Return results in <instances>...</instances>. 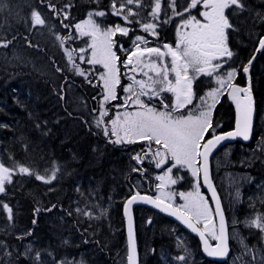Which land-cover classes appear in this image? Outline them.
<instances>
[{
	"label": "trees",
	"instance_id": "trees-1",
	"mask_svg": "<svg viewBox=\"0 0 264 264\" xmlns=\"http://www.w3.org/2000/svg\"><path fill=\"white\" fill-rule=\"evenodd\" d=\"M186 1L176 0V4L182 8ZM168 2L169 0L164 1L162 13L158 16L159 19L162 17L161 19L164 18L168 22L159 28L157 36L145 32L142 27L143 24L149 23L147 12L149 9L152 11V0H142L143 5L148 8L138 9L136 15L130 16L131 21L126 24V28L129 29L127 35L118 33L114 35L113 51L119 58L117 62L120 70L121 61L125 60L128 52H122V48L130 50L132 38L142 35L143 38L165 42L175 33V24L179 18L174 16L175 19L169 20ZM112 4L113 0H0V161L12 168L21 164L26 165L29 171L34 173L12 175L11 182L5 185V192L0 193V203H7L11 209V219L9 213L0 214V246L4 248L5 243L9 244L5 248L9 253H13L19 264H33L22 255L21 248L26 241L36 243L41 253L53 256L55 260L80 257L85 264H114L115 250H121L123 244L125 245L122 216L124 200L134 191L153 194L154 172L157 171L158 158L153 157L154 152H150L146 157L144 154L147 153L148 147L155 145L149 146L148 143L145 145V141L139 140L120 148L126 151V155L130 156L133 162L132 166L137 169L131 172L130 177L139 180L135 174L139 173L143 180V190H138L130 182L131 189L127 192L120 179L123 172L122 164H118L115 158L111 160V157L110 162H107L108 158L102 154L103 148H98V143L101 142L112 146L107 142L112 136L108 133L105 137L90 118V114L98 113L102 97L100 82L96 79L92 83L93 77L83 78L67 68L65 49L71 52L72 65H78L83 69L89 68L84 61L79 64L75 62L78 52L77 41L73 36L75 24L88 12L103 11L105 15L97 17L102 25H125L122 18L113 15ZM35 6L42 7L45 11ZM51 6H54V9ZM33 11L40 14L45 21L43 25L33 24ZM258 15L253 17L254 19L252 18L243 30L246 34L249 31H255L256 34L249 35V39L243 38L242 35L243 43L239 39L238 43L231 45L233 56L228 60L227 67L237 69L238 74L250 60L259 39L264 35V12L260 11ZM11 16H15L18 22H13ZM50 17L56 22L52 29ZM41 28L43 33L35 32V29ZM57 37L63 43L61 49L53 43L55 41L53 38ZM44 38L49 40L52 49ZM5 43L7 47L3 46ZM16 44H23L25 47L28 59L24 62L18 59L9 62L3 53V50L8 51L10 46ZM30 57L34 60V67H31L28 61ZM226 73L225 69L222 75ZM239 77L245 80V76ZM239 77L236 82H239ZM250 79L257 112L253 140L262 138L264 142V51L251 66ZM12 88H21L23 93H31L34 100L25 102L23 95L18 94V102L12 107L9 105L8 112H4L1 108L2 101L5 102L8 97L11 99L8 92ZM119 94L120 89L117 91V99L106 104L107 125L114 112V103L120 101ZM164 100H171V95L164 94ZM73 105L83 106L86 113L74 112ZM224 106V103H219L212 115L213 134L232 128V125H228V121L232 119ZM46 115L49 118L44 117ZM219 123L223 125L218 126ZM30 135L35 138L34 142ZM9 136L11 138H8ZM107 149L111 150V147ZM107 149L104 152H107ZM137 155L144 158L137 162L133 159ZM233 160L237 162V159ZM52 164L57 166L55 178L48 183L40 182L36 176L41 175L43 170ZM246 171L251 174L252 180L264 179V167H256L255 160L251 164H246ZM176 173L182 172L178 170ZM88 179L92 181L95 199L100 202V208L109 203L111 206L100 217L81 221L75 212L74 204L78 196L76 190L80 180ZM248 186L250 188L252 184L249 183ZM142 211L149 210H138L135 215L139 255L141 256L145 250L148 251V254L144 253L143 258L140 257L143 259L141 264H162L159 254L166 249L172 251L174 242L168 238L165 230H159L155 237L142 240L139 233ZM159 221L174 226L162 216L155 219L156 224ZM188 240L194 246L196 257L194 264L217 263L204 259L197 239L189 237Z\"/></svg>",
	"mask_w": 264,
	"mask_h": 264
},
{
	"label": "snow or ice",
	"instance_id": "snow-or-ice-1",
	"mask_svg": "<svg viewBox=\"0 0 264 264\" xmlns=\"http://www.w3.org/2000/svg\"><path fill=\"white\" fill-rule=\"evenodd\" d=\"M117 3L120 4V8L116 9ZM135 3L139 7H144L142 0H113L112 7L114 14L117 16L123 15L126 11L128 14L123 15L125 21L129 20V16L136 15L128 5ZM202 3L204 11L200 12V16L204 18V22L198 20L195 16H189L188 19L182 20V25L177 29V43L176 47L165 44L163 48L166 51H161L157 48H142L139 42L147 43L143 37L137 36L133 41L135 50H126L130 52L129 59L125 61L126 65H132V70L139 69L147 80H136L132 77L133 84L125 87V92L131 93V96L126 99H130L134 104L140 106L142 110L136 112H126L122 116L117 114L115 119L109 121L111 124V135L116 136V143H121L123 140L127 142H134V138L145 141L149 146L154 142L159 147L153 153L154 158H158L156 167L159 168L165 163V158L170 157L175 161V165L181 167H187L191 174L195 177L202 170L205 183L209 189L212 190L213 198H216L215 190L212 189V184L209 180L208 174V155L214 148L217 147L222 141L230 137L242 136L244 140L249 139V132L252 125V97L248 88H240L234 85L231 86V91L228 95L236 102L237 120L236 129L233 132L224 133L222 135H215L214 127L211 122V108L215 107L217 97L221 92L231 85L232 80L236 75L235 69L228 71L223 76H217V83L220 87L213 88L209 91L205 97H201L204 110L199 111V115L193 114L189 111L187 116L180 115L174 116L173 112L177 109L184 108L186 105L192 103V82L195 78L189 75V72L195 73L196 76L207 75L212 76L216 74L218 70H222L223 65L219 62L222 58H231L233 52L228 47L227 30L231 29L233 25L229 22L226 16V10L231 9L233 6L243 10V5L240 0H190V3L183 9V13H190V11L196 8ZM173 10V16L183 17V13L176 11V0H170L169 5ZM54 9V6H51ZM162 11L161 0H155L152 11L149 13L153 19H157ZM91 17V13L89 14ZM96 16H104L103 11L96 12ZM172 17H169V20ZM32 22L34 25H43L45 21L41 18L37 11L32 12ZM167 23L168 21H164ZM86 24L91 26L90 32H81V35H91L93 37V43L90 45L92 49V58L88 60L90 64H101L105 69V72L101 74L100 79L103 81L104 93L103 99L100 103V118L96 123L99 127L104 123L103 117L108 113L104 110L105 104L110 100L117 99L116 86L120 83L117 75L116 61L119 59L116 53L112 51L111 37L120 32L123 35H127L129 29L116 25L114 28H108L106 30L100 29L91 18L85 21ZM145 32H149L156 35L157 25L155 23H147L142 25ZM190 28L191 31L182 32L180 29ZM76 28L81 29V25L77 24ZM97 34L102 36L103 39L97 42ZM59 38V37H58ZM10 43V42H8ZM258 51H264V38L259 41ZM7 47V43L3 45ZM84 52V49H80ZM145 55L151 57L156 56L157 60L150 61L147 64L143 63ZM166 57H171V67L169 68L164 62ZM71 60V55H69ZM80 59H84L83 56ZM216 61V63H213ZM164 65L163 67L161 65ZM251 64V61H249ZM77 74L83 75L78 65H73ZM148 68L155 76L161 77V79H154L150 75L149 71H144ZM59 70V69H58ZM244 72H248V67H244ZM170 73L175 74V83L169 79ZM157 85H164L157 90ZM134 86L139 87V91H133ZM146 89L151 90V96H158L160 92H171L175 96V100L172 104V111H157L153 107L146 106L140 99L141 96L149 95ZM242 94V95H241ZM208 99H211L212 103L208 104ZM168 106L165 105V109ZM212 134L211 139H207L206 143L201 145V141L205 140V134ZM105 134H108V129L105 127ZM203 147V151L200 148ZM163 149V151H161ZM151 151V148H149ZM147 156V153L144 154ZM203 158L204 163L198 164L199 158ZM144 157L140 155L134 156L137 162ZM174 165V166H175ZM136 171L137 169H133ZM20 173H26L33 175L26 167L19 168ZM172 171L168 169V173ZM165 173L164 176H158L157 179L161 181L158 185V189L162 188L164 182L175 184L176 180ZM38 180H42L45 183L50 182L55 176L48 177L37 175ZM11 182V172L2 163H0V193L5 192L6 183ZM239 195V193L237 194ZM185 203L180 206V210H173L172 215L177 216L182 220L193 232H198L204 245V252L210 257H225L229 254L228 236L225 230V220L223 212L220 208V202L216 199L215 216L219 217V230L212 217V211L209 208L204 197L200 195L197 190L195 193H180ZM137 199L143 200L148 203H154L156 207H161L162 203L159 198L153 200L149 196H139V193L134 195L125 205L126 213L127 209ZM3 207L9 212V219H11V209L7 204ZM165 211H168L167 207H164ZM192 220L196 221V224L192 223ZM203 223L204 230L200 231L197 227L198 224ZM249 227H254L261 232H264V214H258L253 219L247 221ZM129 240H128V264H135L136 262V249L133 240L131 218H129ZM206 236H210L215 242L210 244ZM243 243V241H242ZM180 261H184L185 257L180 256L177 258Z\"/></svg>",
	"mask_w": 264,
	"mask_h": 264
},
{
	"label": "rangeland",
	"instance_id": "rangeland-1",
	"mask_svg": "<svg viewBox=\"0 0 264 264\" xmlns=\"http://www.w3.org/2000/svg\"><path fill=\"white\" fill-rule=\"evenodd\" d=\"M165 0H161V7L163 6ZM248 1V2H247ZM240 0L241 4L243 5V10H241L240 8H236V12H235V17L233 18V20H236V26H234V31L237 34V40L242 38H247L249 39V35L252 34H256L255 31H249V33L246 34V32L244 33V27L247 25L248 22H250V20L253 17H256L260 11L264 12V0ZM154 2L155 0H152V4L154 6ZM169 5H170V0H169ZM190 3V0H187L186 3L182 6V8L180 6H178L176 4V11L177 12H181L183 13V9L186 8L188 6V4ZM37 9L41 10V11H45L42 7H38L35 6ZM128 7H130L133 11V13H137L138 9L141 10H145L146 8H148L146 5H144V7H139L137 6L135 3H133L132 5H128ZM120 8V4L117 3L116 5V9ZM64 15H66V12L62 9ZM113 11V15L117 16L114 14V9L112 8ZM96 12H100V11H90L86 14V16L81 19L80 21H78L75 24V34H73L75 40L77 41V45H76V51L78 52L77 55V59L75 60L76 63H80V62H85V64L87 66H89L88 69H83V67H80V70L84 73L83 75H81L83 78H90L93 77L94 79L91 80V82L93 83L94 80H99L100 82V86L102 87V97L100 98L99 101V107H98V113L97 114H90V118L92 120V122H94V126H96L97 128H99L101 130V132L104 134L105 137H107V135L105 134V127H107L108 129V133H110L111 135V124L108 122V125L105 124V117H103L104 123H102L99 127L97 126V119L100 118V103L103 99V93H104V86H103V81L100 79V76L102 73L105 72V69L103 68V66L101 64H90L88 63V60H90L92 58V49L90 47V45L93 43V37L91 35H81V32H90L91 31V26L86 24L85 21L89 20L90 18L92 20H94L96 22L97 25H99L100 29L102 30H106L108 28H114L115 25L111 26L109 25H102L98 22L97 17L95 13ZM170 16L168 17H172V19L174 18L173 16V10L170 7ZM92 14L91 17L89 14ZM147 13H150V9ZM162 13V11L160 12V14ZM128 13L125 11L123 13V15H127ZM123 15L121 16H117L122 18L123 24L125 25H120L121 27H127V23H129L131 21V17L129 16V20L125 21L123 19ZM259 16V15H258ZM179 19L176 21V26H175V33L177 32L178 26L182 25V20L186 19V13H183V17L177 16ZM12 21L17 23L18 20L16 19L15 16H11ZM162 17L157 18V19H153V17L151 15H149L148 19H149V23H155L157 25L156 28V33L159 34V28L161 26H164L165 24V20L164 18L161 19ZM170 19V20H172ZM175 19V18H174ZM254 19V18H253ZM49 23L52 26L50 29H52L54 26H56V22L53 21L52 17L49 18ZM80 24L81 25V29H77L76 25ZM181 31H184L183 27H181L180 29ZM52 33V30H50ZM35 32L37 33H43V29H35ZM121 34L120 32H116V34ZM153 35V36H157ZM122 35V34H121ZM142 37V35H140ZM137 37V36H136ZM135 37V38H136ZM135 38L131 39V49L132 51L135 50V45L133 44V41L135 40ZM55 41L53 42L58 49H61L63 46V43L60 41V39L57 38H53ZM103 37L99 36V34H97V42H99L100 40H102ZM114 36L111 37V40L113 41ZM144 40L147 41V43H143V41L139 42L141 44L142 48H157L159 47L161 49V51H166L163 48V45H165L164 42H157L154 41L153 39L150 38H144ZM44 41L49 45V48L52 49L51 44L49 42V40L47 38H44ZM171 44L170 42H166ZM172 45V44H171ZM113 46H114V41L112 43V51H113ZM174 47V45H172ZM80 49H84V52H81ZM129 48H122V52H125L126 50H128ZM65 56L67 58V68L71 71H73L75 74H77L75 68L72 65V55L71 52L68 51L67 49H65ZM4 55L6 56V59L9 62H12L13 59H18L21 60L22 62H24L25 60L28 59L27 55H26V51H25V47L23 44H16V46H10L9 50H3ZM77 54V53H76ZM69 55H71V60L69 59ZM129 55L130 52H126V58L125 60L121 61V65H122V69L120 70L118 67V62L116 61V68H117V75L119 77L120 83L116 86V95H117V91L118 89H120V94H119V98L120 101L114 103V112L112 114V118L109 120L111 121L112 119H115L117 117V114H120L121 116L126 113V112H136L139 110H142L140 108L139 105L134 104L130 99L127 100L126 99L128 97L131 96V93L129 92H125V87H127L130 84H133V79L132 77H135L136 80H147V77H145L143 75V73L139 70L136 69L135 71L132 70L133 66L132 65H126L125 61H127L129 59ZM83 56L84 59H80V57ZM157 60L156 56L153 55L151 57L145 55V57L143 58V63L147 64L150 61H155ZM31 67H34V63H33V59L32 57L29 58ZM169 68L171 67V57H166L165 58V62H164ZM162 67L164 66L163 64L161 65ZM233 70L232 68L229 69V71ZM144 71H149L150 70L148 68H145ZM90 74V76L88 75ZM150 75L153 76L154 79H161V77H157L155 76L154 73L150 72ZM225 75V74H224ZM223 76V75H221ZM235 78V77H234ZM169 79L172 81V83H175V74L174 73H170ZM234 80V79H233ZM232 80V81H233ZM82 82V81H81ZM160 87H164V85H157V90L159 91ZM220 87L219 84L217 83L216 86H212L210 87L209 90L205 91V94H207L209 91H211L213 88H218ZM133 91L138 92L139 91V87L138 86H134ZM146 91L149 92V95L147 96H141L140 99L143 101V103L148 106V107H153L155 108L157 111H165V105L164 104L165 100H164V92L166 93H170L172 94L173 98V102L175 100V96L173 93L171 92H160L158 96H151V90L146 89ZM225 91H227V88L224 89L221 94H223ZM11 95V99H8L9 101H2L3 105L1 106V108L3 109L4 112H8V106L10 105V107H12V105L14 103L18 102V94H22L24 97V101L28 102V101H32L34 100V97L31 95V93L26 92L23 93L21 88L18 89H13L8 92ZM221 94L217 97V99L221 96ZM71 95H73V93H71ZM111 101V100H110ZM110 101H108L107 103H109ZM106 103V104H107ZM208 104H211L212 101L211 99H208L207 101ZM27 104V103H26ZM106 104L104 106V110H106ZM29 104H27L28 106ZM202 105V101L199 105V109L198 106L194 108V114L195 115H199V111H202V109H204L203 107H201ZM36 106V105H35ZM72 110L74 112H82L83 114L86 113V110L83 106L80 107H75L73 105ZM169 111V110H167ZM171 111V109H170ZM79 112V113H80ZM189 113H182V114H173L174 116H180V115H184L187 116ZM9 117L11 118V116L9 115ZM31 116H28V118H30ZM44 117H48V115L44 116ZM31 121V120H30ZM48 121V119H47ZM66 120L64 119L63 122H65ZM68 123H65V125ZM84 131L85 128H84ZM33 135V134H32ZM32 135H30L29 137L31 138L32 142H34L35 138L31 137ZM111 138H108L107 142L108 144L111 143L112 146L106 145L105 143L101 142L98 143V148L101 147L103 148V152L102 154L106 156L107 162H110L109 157H111L112 159H116V162L118 164H122V169L123 172L120 175V179H121V183H123L125 185L126 191L129 192V190L131 189L130 186V182L133 186L135 187H139L142 188L143 185V180L141 179V175L139 173H135L137 175V177L139 178L138 181L136 180H132L133 177H130L131 172L134 171L132 170L133 167L129 168V160L131 161V165H133V162L130 158V156L126 155V151L123 149H120L122 147H125L127 144H129V142H127V140H123L121 143H116V136L111 135ZM8 138H11V136H9ZM138 138H134V140H136ZM254 141V140H253ZM42 144V142H40ZM155 146H150L151 148H153V150L151 149V152H155L156 149L159 147L158 145H156L154 142L152 143ZM145 145H147V143H145ZM111 147L110 149H107ZM148 147V148H150ZM107 149V152H104V150ZM161 151H163V149H161ZM240 151H244L243 153V158H241V160L243 161L244 164H251L254 160L257 161L258 164H262L264 167V142L261 139L255 140L252 144L251 147H246V149L244 150H240ZM70 152V150H69ZM111 152V155H109V153ZM124 154V155H123ZM101 155V157L103 156ZM127 156V157H124ZM229 157H230V152L228 151V149L226 148L224 150L223 153H220L214 160V165H215V171L218 173V186L222 187L225 191V194H230L231 195H226L225 201H229V198H231V203L234 204V202L236 201V203H241V195H237L240 191H242V188L246 189V192L249 191V186H246L250 180V173L243 171L241 172L240 170H235L233 169V167L228 164L227 162L229 161ZM167 161L169 162V166L164 167V166H160L159 168H157V171L154 172V178H155V183L153 184L152 190L154 193V196L156 198H159L160 200L170 204L171 206L176 207L177 209L180 210V206H182L185 201L184 199L181 198L180 193H195L197 190L199 191L200 195L204 197L205 201L207 202L209 208L212 211V219L214 220L215 224H216V219L214 218V207L211 204V201L205 196V192L201 190V186L198 183V176H193L191 174V171L185 166L184 168H186L189 172H190V177L192 180V184L190 185L189 188H180L179 186V180H181V177H177V175H175L174 173L170 172L168 173V169L171 168L173 169L176 166L179 165H175V161L171 160L170 157H167ZM0 163H2L0 161ZM117 163H115L117 165ZM3 164V163H2ZM4 165V164H3ZM175 165V166H174ZM5 166V165H4ZM11 166V165H10ZM119 166V165H117ZM126 166V169H125ZM11 172V176L14 174H19V168L20 167H26L28 168L26 165H19V166H15V167H7ZM99 167V166H98ZM181 167V166H180ZM226 167V169H225ZM57 166L52 164L50 167L45 168L42 172V174L40 176H44L46 179L48 177L51 176H55V174L57 173L56 171ZM183 168V167H182ZM29 169V168H28ZM118 169V167H117ZM128 169V170H127ZM98 171H100V168H98ZM165 173H168L172 179L176 180L175 184H171L168 183L167 181L164 182V185L162 188L158 189V185L161 184V181L157 179L158 176H164ZM248 173V174H246ZM20 174H26V173H20ZM53 180V179H52ZM51 180V181H52ZM262 180V184L264 185V179H260V181ZM42 183H45L42 180H39ZM85 182V183H84ZM122 184V185H123ZM123 185V186H124ZM242 185L245 187H242ZM260 186L261 189H263V191L259 192L257 194V196L254 195H250L247 196L246 198L250 197V198H254L255 202L251 203V204H246L247 206H252V208L254 209L251 212V215H247L245 218L243 219H237L236 213L233 212L232 214L229 213V224L231 225V239H232V246H233V254L231 256V258L225 262V263H212V264H264V232H261L260 230L254 228V227H249L247 225V221L253 219L254 217H256L258 214H264V209H262L259 204L264 203V186ZM78 192V196L76 197L75 200V212L80 216V220L83 221V219L85 220H89L92 218H98L102 215V213L104 211H106L108 208H110L111 203H109L107 206H102V208H100V202H98L97 199H95L96 197V193H95V189H93V184L91 180H86V181H79V185L78 188L76 190ZM263 194V195H261ZM94 196V197H92ZM111 197V196H110ZM4 204L7 203H0V214L2 213H9L7 209H5L3 207ZM8 205V204H7ZM256 211H258L256 213ZM246 215V214H245ZM159 215L153 213L152 211H142V215L140 217V221H141V227L139 228V233L141 235L142 240L147 239L148 237H155L157 232L159 230L164 231L167 233L168 238H170L173 242L174 245L172 247V251L171 249H166V251L162 252L159 254V260L160 262H162V264H191L192 261V247L189 244V240L187 238L186 233L182 230L180 231V227L178 225H176V227H174L171 224H167L165 222H158L157 224L155 223V219L158 217ZM147 222H150L149 225H146ZM194 222H196L194 220ZM52 225L54 226V224L52 223ZM199 228L203 231L204 230V226L203 223L198 224ZM162 227V228H160ZM217 227V226H216ZM180 229V230H179ZM160 231V232H161ZM90 234H93L92 231H89ZM113 234V233H111ZM18 236V235H17ZM210 238V240L212 242H214L212 240V238L210 236H208ZM250 239V241L248 240ZM243 241V243H242ZM144 243V242H143ZM6 244L4 245V248L2 246H0V264H19L18 261L16 260V258L13 257V253H9L8 249L5 248ZM145 245V243H144ZM144 245L142 244V248L144 249ZM146 247V245H145ZM147 250H149L146 247ZM145 250V249H144ZM22 255L25 257V259L27 261H31L33 264H85L84 261H82V259H80V257L77 258H60L55 260L53 256H46L45 254L41 253L40 250L37 248V244L33 243L32 241H28L23 243L22 248ZM145 252L148 251L145 250ZM143 251V254L140 256L141 258H143V255L145 253ZM114 264H126V248L125 245L123 244V246L121 247V250H115L114 253ZM180 256H184L185 260L184 261H180L177 258ZM196 257H195V252H194V261H195ZM143 261V259H141Z\"/></svg>",
	"mask_w": 264,
	"mask_h": 264
},
{
	"label": "water",
	"instance_id": "water-1",
	"mask_svg": "<svg viewBox=\"0 0 264 264\" xmlns=\"http://www.w3.org/2000/svg\"><path fill=\"white\" fill-rule=\"evenodd\" d=\"M264 38V35L260 38L262 39ZM260 41V40H259ZM259 42H258V45H257V48L254 52V54L252 55V57L250 58L249 61H251V64H249V61L248 63L245 65L248 67V72L245 73L244 72V67L242 68V73L245 75L246 77V84L245 85H238V84H232L236 87H240V88H248L250 90V93H251V97H252V125H251V130L249 132V139L248 140H244L242 136H237V137H230V138H227L226 140L222 141L219 145H217L216 148H214L212 150V152L209 153L208 155V161H207V165H208V174H209V180L212 184V189L215 190V193H216V198L214 199L213 198V195H212V190L209 189L208 185L205 183L204 181V177H203V171L201 170L200 171V176H201V180H202V184H203V187L205 188V190L209 193L210 197H211V200L213 202V205H214V210L216 209V199L219 200V197H218V194H217V191L215 189V186L213 184V181H212V178H211V171H210V165H211V158L213 156V154L218 151L219 149H221L222 147H224L225 145H230V144H235V143H241V144H248L252 141V138H253V131H254V123H255V118H256V108H255V101H254V96H253V93H252V89H251V79H250V69H251V66L254 64V62L256 61V59L260 56V54L262 53V51H258V48H259ZM229 86L228 90H227V97H228V100H229V103L234 107V110H235V120H234V126L232 129L228 130V131H224V132H221L217 135H222L224 133H228V132H233L235 131L236 129V120H237V110H236V102L228 95V92L231 91V86ZM242 95V94H241ZM212 138V137H211ZM209 138V139H211ZM206 143V142H205ZM201 151H203V147L201 149ZM204 161H203V158L201 157L200 158V164H203ZM137 193L139 192H135L134 195H136ZM130 196L128 197L124 204H123V208H122V213H123V217H124V223H125V244H126V264H128V260H127V256H128V251H129V248H128V240H129V218H131V225H132V233H133V240H134V243H135V249H136V262L135 264H140V257H139V252H138V245H137V236H136V225H135V216H134V209L136 207H145V208H149V209H152L153 211L159 213L160 215L172 220L173 222H175L176 224H178L183 230H185L186 232H188L189 234H191L192 236H194V238H196L199 243H200V249H201V252L203 254V256L208 259V260H216L218 262H223L225 260H227L230 256H231V246H230V240H229V230H228V224H227V221H226V217H225V213H224V210H223V207L221 206V203H220V208H221V211L223 212V215H224V220H225V230H226V234L228 236V245H229V254L225 257H210L208 256L205 252H204V245H203V241L201 240L200 238V235L198 232H193L191 228H189L182 220L178 219L177 216H174L172 215V211L173 210H178L174 207H172L171 205H169L168 203L164 202V201H161L160 202L162 203V206L161 207H156V205L154 203H148V202H145L143 200H140V199H137L136 201H134L131 206L127 209V213H126V209H125V205L127 204V202L134 196ZM139 196H149L151 197L154 201L157 200L154 196L152 195H146V194H142V193H139ZM220 202V200H219ZM164 207H167L168 208V211H165L163 210ZM216 218V224H217V232L219 230V217L218 216H215ZM192 223L193 224H196L193 220H192ZM197 227L199 228V226L197 225ZM200 229V228H199ZM200 231H202L200 229ZM206 238L209 240V238L206 236ZM209 243L210 244H214L212 243L210 240H209Z\"/></svg>",
	"mask_w": 264,
	"mask_h": 264
},
{
	"label": "flooded vegetation",
	"instance_id": "flooded-vegetation-1",
	"mask_svg": "<svg viewBox=\"0 0 264 264\" xmlns=\"http://www.w3.org/2000/svg\"><path fill=\"white\" fill-rule=\"evenodd\" d=\"M235 7L236 6H233L231 9L226 10V13H225L226 16L229 19V22L233 25V27L231 29L227 30V37H228L227 43H228V47H229L230 50H231V45L233 43H235V44L238 43L237 34L234 31V26H236V20H233V18L235 17V12H236V8ZM204 10L205 9L203 8V5L201 3L196 8L192 9L190 11V13H186V19H188L189 16H195L198 20H200L201 22H204V18L200 16V12L204 11ZM183 29H184V31H182V32L191 31L190 28H183ZM177 39H178L177 32L174 33L170 37V40L172 41L174 46H176ZM240 42L243 43V40L241 41V39H240ZM228 59H230V58H222L219 61L223 65V68H222V70H218V72L216 74H213L212 76H207V75L196 76L195 73H192L191 71L189 72L190 75L195 77L193 79V82H192L193 97H192V103L186 106L184 111H182L183 113H185V112L189 113V111H191L194 114V108L198 106V109H199V105L201 103V97H205L206 96L205 91L209 90L210 87L217 85V76L218 75L221 76L222 72H224L225 69L227 70V72L229 71L230 68L227 67V60ZM213 63H216V61H213ZM235 71H236V75H235L234 80L231 82V85L232 84H238V85H242V86L245 85V80L243 81V79H241V77H239V75L244 76L243 73H242V69H241L240 74H238L237 69H235ZM238 77L240 78V80H239V82H236ZM194 90H195V96H194ZM221 102L224 103V105H225L224 107L228 110L229 117L232 119V120L228 121V125H232V127H233L234 126V120H235V110H234V107L229 103V100H228V97H227V91H225L223 94H221V96L217 99L215 107L211 108V113H212V115L214 114L218 104L221 103ZM202 110H204V109H202ZM171 111H172V109H171ZM175 111H177V110H175ZM176 113H178V112H176ZM211 122L213 123L212 118H211ZM219 125L222 126L223 123H219L218 126ZM252 144L248 145V146L235 144L233 146H229L228 147V151L231 152L233 148L234 149H235V147L236 148H241L242 146H245V147H243V149H246V147H251ZM255 166L261 168L263 165L262 164H258L257 161L255 160ZM230 201H231V198H229V201H225V198H224V202L223 203H224L225 210H226V208L227 209H233L235 207V205L232 204ZM260 207L262 209H264V203H262L260 205ZM226 216H227V218L229 220V215L227 213H226ZM248 240L250 241V239H248ZM231 245H232V243H231ZM193 254H194V249H193Z\"/></svg>",
	"mask_w": 264,
	"mask_h": 264
},
{
	"label": "bare ground",
	"instance_id": "bare-ground-1",
	"mask_svg": "<svg viewBox=\"0 0 264 264\" xmlns=\"http://www.w3.org/2000/svg\"><path fill=\"white\" fill-rule=\"evenodd\" d=\"M169 45V44H168ZM190 75V74H189ZM246 174H248V173H246ZM251 177V176H250ZM252 178V177H251Z\"/></svg>",
	"mask_w": 264,
	"mask_h": 264
}]
</instances>
